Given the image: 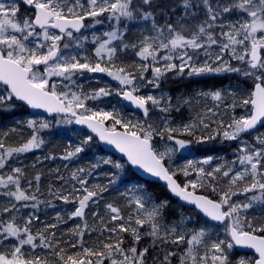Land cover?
I'll list each match as a JSON object with an SVG mask.
<instances>
[{
	"label": "snow or ice",
	"instance_id": "6c2138e0",
	"mask_svg": "<svg viewBox=\"0 0 264 264\" xmlns=\"http://www.w3.org/2000/svg\"><path fill=\"white\" fill-rule=\"evenodd\" d=\"M0 264H264V0H0Z\"/></svg>",
	"mask_w": 264,
	"mask_h": 264
},
{
	"label": "trees",
	"instance_id": "16d2710c",
	"mask_svg": "<svg viewBox=\"0 0 264 264\" xmlns=\"http://www.w3.org/2000/svg\"><path fill=\"white\" fill-rule=\"evenodd\" d=\"M171 87L173 88V90H175L178 86L177 85H171Z\"/></svg>",
	"mask_w": 264,
	"mask_h": 264
}]
</instances>
